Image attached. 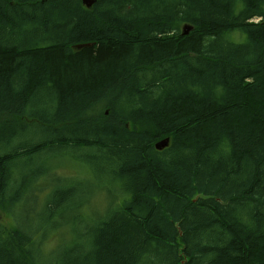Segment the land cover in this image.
I'll return each mask as SVG.
<instances>
[{
  "label": "trees",
  "instance_id": "16d2710c",
  "mask_svg": "<svg viewBox=\"0 0 264 264\" xmlns=\"http://www.w3.org/2000/svg\"><path fill=\"white\" fill-rule=\"evenodd\" d=\"M80 149L120 203L57 256L0 221V264H264V0H0V220Z\"/></svg>",
  "mask_w": 264,
  "mask_h": 264
},
{
  "label": "rangeland",
  "instance_id": "374dc122",
  "mask_svg": "<svg viewBox=\"0 0 264 264\" xmlns=\"http://www.w3.org/2000/svg\"><path fill=\"white\" fill-rule=\"evenodd\" d=\"M87 153L84 149L52 150L14 169V179L18 180L15 188L24 184L27 190L11 213L1 212L0 221L23 226L26 231L30 228L33 239L45 244L44 251L51 256L52 252L57 256L64 250L85 247L91 240L89 230L123 198L122 184L110 178L106 164L80 158ZM92 155L100 154L88 157ZM34 169L47 173L35 177ZM69 186L74 188L73 194L55 201L58 192Z\"/></svg>",
  "mask_w": 264,
  "mask_h": 264
},
{
  "label": "water",
  "instance_id": "95a60500",
  "mask_svg": "<svg viewBox=\"0 0 264 264\" xmlns=\"http://www.w3.org/2000/svg\"><path fill=\"white\" fill-rule=\"evenodd\" d=\"M94 2H95V0H83V3L85 5H87L88 7H91ZM193 28H194V26H192V25H189V24L184 25L183 29H182V34L188 35L192 31ZM169 143H170V139L167 138L165 140H161V141L157 142L155 144V146L157 149H163V148L169 146Z\"/></svg>",
  "mask_w": 264,
  "mask_h": 264
},
{
  "label": "bare ground",
  "instance_id": "6f19581e",
  "mask_svg": "<svg viewBox=\"0 0 264 264\" xmlns=\"http://www.w3.org/2000/svg\"><path fill=\"white\" fill-rule=\"evenodd\" d=\"M103 6V5H102ZM28 8V7H27ZM156 8V7H155ZM136 9V8H135ZM11 11V10H10ZM70 25V24H69ZM3 29V28H2ZM13 35V34H12ZM26 36V35H25ZM69 42V41H68ZM55 43V42H54ZM29 44V43H28ZM90 44H87L86 46H89ZM78 47H83V45H80ZM231 49V48H230ZM255 49V48H254ZM257 55V54H256ZM227 56V55H226ZM243 60V59H242ZM81 65V64H80ZM234 68V67H233ZM231 83V82H230ZM40 100V99H39ZM90 131V130H89ZM8 133V132H7ZM82 133V132H81ZM20 135V134H19ZM11 136V135H10ZM202 147V146H201ZM183 148V147H182ZM164 149V148H163ZM162 150V149H159ZM111 151V150H110ZM61 152V151H60ZM137 154V152H136ZM204 154V153H203ZM176 155V154H175ZM209 155V154H208ZM107 156V155H106ZM120 157V156H119ZM105 158V157H104ZM178 159V158H177ZM130 160V159H129ZM213 161V160H212ZM104 162V161H103ZM140 164V163H139ZM211 165V164H210ZM188 166V165H187ZM186 171V170H185ZM105 172V171H104ZM189 180V179H188ZM257 191V190H256ZM233 192V191H232ZM250 201V200H249ZM219 208V207H218ZM229 208V207H228ZM48 209V208H47ZM233 212V211H232ZM102 220V219H101ZM111 221V220H110ZM105 222V221H104ZM256 233V232H255ZM258 236V235H257ZM150 248V247H149ZM76 249V248H75ZM76 251V250H75ZM82 256V255H81ZM125 257V256H124ZM80 258V257H79ZM82 260V259H81ZM168 264V263H167Z\"/></svg>",
  "mask_w": 264,
  "mask_h": 264
}]
</instances>
